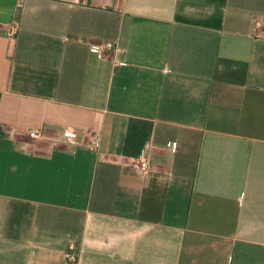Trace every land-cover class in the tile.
Listing matches in <instances>:
<instances>
[{
    "label": "crops",
    "instance_id": "1",
    "mask_svg": "<svg viewBox=\"0 0 264 264\" xmlns=\"http://www.w3.org/2000/svg\"><path fill=\"white\" fill-rule=\"evenodd\" d=\"M69 252L264 264V0H0V264Z\"/></svg>",
    "mask_w": 264,
    "mask_h": 264
},
{
    "label": "built area",
    "instance_id": "2",
    "mask_svg": "<svg viewBox=\"0 0 264 264\" xmlns=\"http://www.w3.org/2000/svg\"><path fill=\"white\" fill-rule=\"evenodd\" d=\"M117 1L121 2L124 0H117ZM17 32H18V27L15 26L12 28L11 35L15 36L17 34ZM114 48H115V44L112 42H105L102 44H92L91 45V49L95 52H102V51L111 50ZM63 135H64L66 141L70 145L78 146L81 144L80 137L85 135V131L81 130L79 128H76L74 126H67L64 129ZM30 136L35 138V137L39 136V134L37 132H31ZM100 146H101V142L99 139L95 140L92 144V148L95 150L99 149ZM137 162H138L137 169H138V172H140L141 174L147 175L151 171V154H150V150L148 148H146L142 152V154L138 158ZM66 257H67L69 264H76L77 263L78 256L76 254L69 252L66 255Z\"/></svg>",
    "mask_w": 264,
    "mask_h": 264
}]
</instances>
